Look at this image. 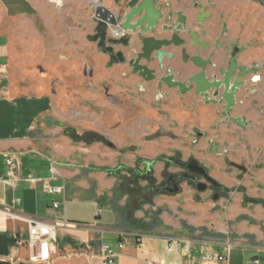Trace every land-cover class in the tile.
Here are the masks:
<instances>
[{
	"label": "crops",
	"instance_id": "0c3cea01",
	"mask_svg": "<svg viewBox=\"0 0 264 264\" xmlns=\"http://www.w3.org/2000/svg\"><path fill=\"white\" fill-rule=\"evenodd\" d=\"M87 1L64 0L62 6L100 49L81 112L70 105L65 113L53 87L50 93L23 88L15 75L14 40L0 30V264H36L29 262L37 253L28 243L29 224L10 217L7 208L46 222L64 215L81 224L59 228L53 261L41 264H92L63 257L87 241L111 247L117 264H196L202 253H221L227 240L233 243L230 264H243V249L253 251L251 264L264 261V206L244 201L264 199V1L100 0L135 32L129 46H113L125 60L111 65L109 54L88 39L98 20ZM52 7L58 8L47 0H0V25L45 17ZM144 38L171 42L163 55L154 50L140 58L151 78L130 65L143 52ZM202 71L206 85L214 74L244 82L228 97L231 106L223 89L214 103L202 97L196 81ZM62 123L95 131L115 146L74 142ZM123 149H139L137 167L127 169L131 161L119 159L131 158ZM175 158L196 160L227 191L211 202L206 191L197 193L187 182L177 191L160 189L165 170L179 171ZM45 185L65 186L66 194L52 196ZM170 237L191 241L190 250L176 244L169 253ZM16 238L25 242L18 245ZM194 250L196 263L187 257Z\"/></svg>",
	"mask_w": 264,
	"mask_h": 264
},
{
	"label": "rangeland",
	"instance_id": "374dc122",
	"mask_svg": "<svg viewBox=\"0 0 264 264\" xmlns=\"http://www.w3.org/2000/svg\"><path fill=\"white\" fill-rule=\"evenodd\" d=\"M87 5L90 7L89 9H91V11H95L88 1ZM73 14V12L66 10L65 7H60L59 9L52 7L45 12V17L35 16L30 19H7L3 25H0V30L9 32L12 35L11 38L14 40L17 49V72L15 75L21 85H23V88L28 89L27 91L31 93H50L52 92L51 90L56 89L63 99L62 103L65 104L63 106L66 109L65 113L70 109V105H73L74 109L81 112L86 104L89 103L88 100L85 99V94L88 88L94 85L92 77L94 73L93 63L97 61L100 56V49L95 48L96 44L87 40V36H85L86 33L81 29L82 24L77 22ZM51 87L53 88L50 90ZM62 126L64 132L70 136L74 142L87 144H90V142H101L104 145H108L107 142H111L113 147L115 146L107 137L95 131H79L76 126H72L68 123H62ZM70 131L75 133L79 138H73L69 134ZM91 133L99 135L102 139L93 138L90 140L89 138L87 140L86 135ZM160 135H162V133H158V136ZM200 135L203 136V133H200ZM146 140L151 139L147 137ZM243 140L247 145V140ZM132 147L133 146L130 148ZM215 148L216 147L211 146L210 149ZM126 151H129L131 155V158H129L130 160H127V158L123 156H119V159L122 158L121 160L124 161V163H130L131 161V165H126L127 169L137 167L136 164H138L139 159L137 152H139V149H123V155ZM222 152L224 153L225 150H222ZM134 155H137L136 159L132 158ZM118 163L121 164L123 162ZM241 166L245 167L244 164ZM168 174L169 171L165 170L162 177L163 182L164 177ZM197 193L201 192L197 190ZM206 193L209 195L211 202L215 200L209 191H206ZM250 199L258 198L246 196V200L244 201H246V203L253 202L262 204L251 201ZM262 225V227H264V224ZM198 255L199 251L194 250L192 254L187 257L192 262L196 263L199 259ZM242 255L243 264H251L254 256L253 251L250 249H243ZM138 264L149 263L142 261L138 262Z\"/></svg>",
	"mask_w": 264,
	"mask_h": 264
},
{
	"label": "built area",
	"instance_id": "2783aa9c",
	"mask_svg": "<svg viewBox=\"0 0 264 264\" xmlns=\"http://www.w3.org/2000/svg\"><path fill=\"white\" fill-rule=\"evenodd\" d=\"M50 4L57 6L58 8L63 6L64 0H47ZM93 9L98 8V4H102L100 0H88ZM134 30L123 27L120 23L115 25L109 24L108 26V36L114 39H122L128 38L133 35ZM45 189L47 193L51 194H66L65 186H51L45 185ZM54 208H58L60 206L58 201H54ZM10 217L14 219L24 220L29 224L28 228V243L32 246H36L37 253L29 257L30 263H50L53 261V252H56L55 241H56V232L59 228H78L80 227V223H76L73 221H69L66 219L64 215L56 218L54 221L46 222L43 220L34 219L31 217H27L25 215H21L10 208L4 210ZM84 227L95 230L98 235H102L104 233L103 229H95L96 227L91 224H85ZM17 244L22 245L25 241L20 238H16ZM169 242L167 243V251L169 253L175 251L176 244L180 249H184L186 251L191 248V241L185 239H173L170 237ZM177 242V243H176ZM124 243H122L121 247ZM233 246V243L230 241H224V250L219 253L213 255L212 253H202L199 259V262L196 264H212V263H220V264H230V251ZM55 250V251H54ZM116 253L111 247H107L106 244L100 243L96 245L92 241H87L85 243L77 244L71 247L70 250L63 254L65 258H74V257H84L87 261H90L92 264H117ZM254 264H264L260 258H255L253 260Z\"/></svg>",
	"mask_w": 264,
	"mask_h": 264
},
{
	"label": "water",
	"instance_id": "95a60500",
	"mask_svg": "<svg viewBox=\"0 0 264 264\" xmlns=\"http://www.w3.org/2000/svg\"><path fill=\"white\" fill-rule=\"evenodd\" d=\"M95 17L98 20L97 21L98 26L96 29V33L93 35H90L88 37V39L90 41L97 42L99 48H101L105 53L106 52H113L114 48H112V47L115 45H118V44H122L124 46L129 45V39L128 38L114 39V38H110L106 35L107 29H108V24L115 25L119 22L118 21L119 19L114 16L112 11H110L108 8H105V6L101 4L98 8H95ZM127 24L128 23L125 22L124 27H126ZM135 26H138V24ZM142 41H143V45H142L143 52L141 54H139L138 57L131 59L130 65L133 68V70L135 71V73H139L140 75H142L146 78H151V75H150L151 71L145 65L140 64V62H139L140 58H143V57L148 58L154 50L158 51L159 55H163L164 53L162 51V47L170 44L171 42L168 40H155L153 38H144ZM118 56L120 57V59H118V60H123L122 52H119ZM111 58H114V55H112ZM111 64H113V61L110 62V65ZM202 67H204V65H202ZM203 75H204V71L200 72L199 75L196 77L199 92H201L202 94H207L206 92H208V90L215 88L216 89L215 95H218L219 94L218 90L221 87H224V90H225L224 96L227 97L226 95H227V92H229V90H231V96H233L235 94L237 88L240 85L244 84L243 81H240V82L235 81L234 84L231 85L230 83H228L229 78L225 77L224 79H217V76L213 75V77H214L213 81L208 83L209 85L206 86V84H204V81L202 80ZM69 134L73 138H76V139L79 138L75 133H73L71 131ZM88 135H89V137H88ZM88 135H86L87 140L89 138H90V140L93 138L94 139H102V137H100L99 135L93 134V133L88 134ZM107 144L109 146H113V144L111 142H107ZM192 164L200 167L202 169V173L204 175L208 174L206 169L203 166L199 165L196 160H194L190 163H187V164H183V166L188 168L189 171L196 172V170L191 168ZM236 167L239 169L245 170V167H243L241 165H236ZM186 176H188V175L185 174L179 178L180 179H182L184 177L186 178ZM190 177H191V179H195V177H193V176H190ZM211 181L214 185H216L218 187H222L215 180H211ZM202 189H204V184L199 185L198 190L202 191ZM177 190H179V189L178 188L174 189V191H177ZM215 199H216V197H215Z\"/></svg>",
	"mask_w": 264,
	"mask_h": 264
},
{
	"label": "flooded vegetation",
	"instance_id": "af4514ba",
	"mask_svg": "<svg viewBox=\"0 0 264 264\" xmlns=\"http://www.w3.org/2000/svg\"><path fill=\"white\" fill-rule=\"evenodd\" d=\"M108 26H109V24H108ZM107 34H108V29H107ZM106 34V35H107ZM108 36V35H107ZM109 37V36H108ZM131 37V36H130ZM130 37H128V39H130ZM130 42V41H129ZM129 46V45H128ZM113 48V47H112ZM106 53H108L109 54V57H110V62L111 61H113V63H115L116 61H118V59H120V57L118 56V53H119V51L117 52V51H115V49H114V51L113 52H106ZM112 55H114V58H111V56ZM122 57H123V60H121V61H124L125 60V57H124V55L122 54ZM140 62V61H139ZM139 74V73H138ZM140 75V74H139ZM214 75H216V74H214ZM142 76V75H141ZM144 77V76H143ZM225 77H227V78H229V75L228 74H226L225 75ZM224 77V78H225ZM254 79H257V80H259V77H257V76H255L254 77ZM229 80V79H228ZM231 81L229 80V82L228 83H230ZM238 82H240L239 80H238ZM204 84H205V82H204ZM231 85H233L234 83H230ZM242 85H244V84H242ZM242 85H240L239 87H241ZM207 86V85H206ZM239 87L237 88V90L239 89ZM213 89H215V88H213ZM221 89H223V92H224V95H225V90H224V87H221L218 91H219V94H220V90ZM211 90V89H210ZM237 90H236V92H237ZM215 91H216V89H215ZM215 91H214V96H211L210 95V93H209V90H208V92H206L207 94H202V97L206 100V101H208V102H210V103H214L215 102V100H214V97L215 96H218V95H215ZM229 92H230V95H228V92H227V100H228V102L230 103V106L232 105L231 103H233V99H229L228 97H230L231 96V90H229ZM236 92H235V94H236ZM232 98H234V95L233 96H231ZM110 147H113V146H110ZM192 161H194V159H191V160H188V161H185V162H183V161H181V160H179V159H177V158H175V160H174V165H177V167L179 168V171L178 172H176V173H169L166 177H164V182L163 183H161L160 184V189H162V190H167V191H170V192H172V191H174V189H176V188H178V189H180V187H179V185H180V183H182V182H187V183H190L196 190H198V188H199V185L200 184H204V189H202V191L201 190H198V191H201V192H205V191H209L210 193H211V196L212 197H214V199H215V197H216V200L217 199H219L220 198V195L223 193V192H225V191H227V189H224V187L222 186V187H218V186H216V185H214L213 183H212V181L211 180H213L212 178H210L209 177V175L207 174V175H204L203 173H202V169L200 168V167H198L197 165H193L192 164V166H191V168L192 169H194V170H196V172H193V171H189L188 170V168H186V167H184L183 166V164H187V163H190V162H192ZM200 165V164H199ZM202 166V165H201ZM208 173V172H207ZM188 175V176H186V178L184 177V178H182V179H180L179 177H181V176H183V175ZM190 176H193V177H195V179H191V177ZM218 183V182H217ZM219 184V183H218Z\"/></svg>",
	"mask_w": 264,
	"mask_h": 264
},
{
	"label": "trees",
	"instance_id": "16d2710c",
	"mask_svg": "<svg viewBox=\"0 0 264 264\" xmlns=\"http://www.w3.org/2000/svg\"><path fill=\"white\" fill-rule=\"evenodd\" d=\"M261 1H264V0H261ZM156 136H158V134H155V135H153L151 137L153 138V137H156ZM251 201L259 202V203H262L264 205V200L263 199H252Z\"/></svg>",
	"mask_w": 264,
	"mask_h": 264
},
{
	"label": "bare ground",
	"instance_id": "6f19581e",
	"mask_svg": "<svg viewBox=\"0 0 264 264\" xmlns=\"http://www.w3.org/2000/svg\"><path fill=\"white\" fill-rule=\"evenodd\" d=\"M98 7L100 6V4L97 5Z\"/></svg>",
	"mask_w": 264,
	"mask_h": 264
}]
</instances>
